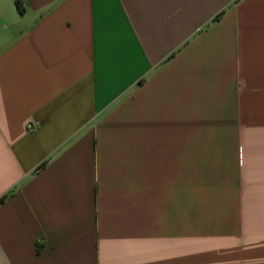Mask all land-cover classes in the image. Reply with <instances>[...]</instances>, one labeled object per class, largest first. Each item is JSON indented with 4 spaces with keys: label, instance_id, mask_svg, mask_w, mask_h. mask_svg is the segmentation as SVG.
<instances>
[{
    "label": "crops",
    "instance_id": "obj_1",
    "mask_svg": "<svg viewBox=\"0 0 264 264\" xmlns=\"http://www.w3.org/2000/svg\"><path fill=\"white\" fill-rule=\"evenodd\" d=\"M4 196L0 264H264V0H0Z\"/></svg>",
    "mask_w": 264,
    "mask_h": 264
},
{
    "label": "trees",
    "instance_id": "obj_2",
    "mask_svg": "<svg viewBox=\"0 0 264 264\" xmlns=\"http://www.w3.org/2000/svg\"><path fill=\"white\" fill-rule=\"evenodd\" d=\"M224 13H225V11H222L219 15L216 16L214 21L219 20L224 15ZM4 200H5V196L0 199V203L3 202Z\"/></svg>",
    "mask_w": 264,
    "mask_h": 264
}]
</instances>
